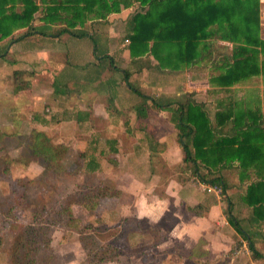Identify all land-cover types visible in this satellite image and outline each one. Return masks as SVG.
Returning a JSON list of instances; mask_svg holds the SVG:
<instances>
[{
  "label": "rangeland",
  "instance_id": "374dc122",
  "mask_svg": "<svg viewBox=\"0 0 264 264\" xmlns=\"http://www.w3.org/2000/svg\"><path fill=\"white\" fill-rule=\"evenodd\" d=\"M20 9L19 5L13 8L17 13ZM138 11L140 6L132 2L129 8H121L118 13L110 17L107 21L108 28L100 29L108 32L105 42L109 49L102 48L105 44L102 47L99 45V35L92 34L98 44L96 56L104 54L103 56L109 57V61L101 58L99 60H103V65L110 62V71L105 72L103 78H110L112 87L107 92L114 96L111 107L114 111L107 110V98L100 109L96 107L92 110L91 104L87 108V102H91L90 95L81 91H90L78 85L75 88L77 93L71 92L68 100L65 96L61 99L64 104L72 106L75 98L78 97L85 110L90 107L91 114L82 123L84 126L76 127L72 122L54 126L31 123L34 115L38 116V121L47 120L52 116L51 110L54 106L51 109L49 99L57 95L59 93L57 90L60 88L56 85L49 91L45 90L47 82L44 83V79L49 81L48 74L52 76L57 67H61L62 70V66H47L46 62L45 71L41 67L39 75L33 79L41 86L39 89L37 84L31 82V73H33L31 68H27V72L16 71V76L20 75L29 88L16 94L12 78V70L16 69L12 67L14 58L12 56L9 59L0 58V93L2 92L0 96V264L8 263L9 254L16 246L18 226H21V232L26 227L33 229L34 234L30 233V237L34 241L32 247L36 249L35 251L30 249V252L36 259L34 264H264V258L251 257L246 240L227 225L222 227L214 223L215 227L211 231L230 243V250L216 259L208 257L207 254L188 257L192 243L186 241L184 236L169 237L168 233L174 223L168 214L156 225H150V228L145 220L137 217V205L133 198L134 196L135 199L137 198V180L134 178V173H130L128 169L131 166L135 168L138 164V158L133 155L134 146H138L139 138L143 136L138 130L139 124H144L142 131L144 132L145 127L149 126L147 132L150 138L160 140L154 141V145L151 143V147L141 146L143 150L138 152L141 153L139 157H144L151 167L152 176L146 180L150 194L162 198L165 188L173 191L180 185L186 191L195 190L206 197L209 205L220 203V216L225 218L224 220L227 215L234 218L251 239L255 238L254 241L252 239L255 250L264 254L263 227L250 221V209L241 201L246 185L256 179L254 170H245L246 177L240 181L237 168L226 169L221 173L226 185L224 193L220 192L218 196H214L205 192L197 185L196 181L199 180H196L180 163L181 153L175 142L176 131L169 121L167 112L154 110L149 113L148 118L140 121L139 124H134L136 122L134 116L130 115L129 108L131 105L139 104L140 100L125 87L122 71L128 72V82L132 89L153 98L161 105L182 101L185 94L192 92L194 100L203 106L211 122L215 112H223L227 108H231L232 112L256 111L263 118L264 75L258 74L244 82L219 89L211 86L205 75L198 70L158 69L150 58H148L150 68L138 71L136 65L130 64L128 42L124 39L125 25L130 16ZM258 15L259 37L264 39V0H259ZM84 27L86 30L92 28L91 24H86ZM22 32H16L11 38L0 41V55L4 50L7 52L8 47L12 45L9 42L15 41ZM218 46L226 52L231 48L229 43ZM106 52L109 54L106 55ZM62 59L63 56L61 64ZM66 60L71 64V55L67 54ZM70 68L73 66L66 68L62 77L72 71L79 72ZM74 74L72 78H78L76 73ZM91 75V71L87 68L85 77L91 79ZM51 84H48L49 87ZM105 86V84L100 85L101 89ZM36 100H42L43 106L41 104L36 106ZM64 116H67V113H64ZM106 124L113 126L107 128ZM262 128H264L263 121ZM33 130L42 131L52 145L65 146L66 152L58 163L48 165L29 152V136ZM81 156L85 160L84 163ZM89 158L98 163V170L85 171L84 164ZM142 158L139 159L143 161ZM144 174L147 175L143 170L140 174L141 179ZM97 184L120 190L121 194L116 199L99 200L92 217L100 219L101 222L91 233L82 234L79 233L80 231L67 229L65 215L60 209L65 206L68 198L90 192ZM132 190H134L133 194ZM20 194H24L26 198L19 200ZM18 202H23V205L19 206ZM28 202L33 205L26 208L25 204ZM227 205L230 208L229 214H227ZM188 208L186 205L180 210L184 212ZM35 210L36 216H33ZM73 214L83 219L78 207L73 208ZM125 218L128 219L126 222ZM132 229L138 231V234L128 232ZM226 244L222 243L225 247ZM241 244L245 246L248 254L245 252L235 254V250H238ZM197 248L198 253L205 252L202 243ZM23 253L24 251H17L18 256Z\"/></svg>",
  "mask_w": 264,
  "mask_h": 264
},
{
  "label": "trees",
  "instance_id": "16d2710c",
  "mask_svg": "<svg viewBox=\"0 0 264 264\" xmlns=\"http://www.w3.org/2000/svg\"><path fill=\"white\" fill-rule=\"evenodd\" d=\"M47 1L51 6L44 9L41 19L44 23L53 24L58 20L57 11L62 12L63 15L59 20L65 27L60 32L74 38L86 36L84 31L73 30L76 26L75 22L79 21L81 25L85 16H90L93 20H101L106 15L118 13L121 8H129L132 2L138 3L140 11L132 14L127 21L124 38L128 42L130 64L136 65L138 71L150 68L148 59L150 58L158 69L198 70L205 75L211 86L219 89L244 82L258 74L264 75V39L259 37V0ZM16 5L21 6L18 13L13 10ZM36 10L35 0H0V41L8 38L17 29H25V31L15 41L32 33L34 29L30 26V22ZM15 41L11 40L9 43ZM220 41L231 45L229 52L218 46L216 42ZM92 52L96 57L97 50L94 45ZM9 55L4 50L0 58L9 59L11 57ZM101 59L109 61V57L106 56ZM108 64L110 66V62ZM12 71L15 93L27 91L28 84L22 81L20 75L16 76V71L19 70ZM122 73L125 87L140 100L133 112L135 119H144L148 112L154 110L167 112L169 121L176 131V144L181 152V163L200 183L218 187L223 194L226 185L221 173L224 170L237 168L240 181L246 177L245 170H254L256 179L246 185L241 201L250 209V221L262 225L264 241V128H262L264 117L261 118L256 111L232 112L231 108H227L223 112H215L211 122L203 106L194 100L192 92L185 94L182 101L161 105L153 98L132 89L128 82V72L122 71ZM111 107L112 102H107V110L113 112ZM79 115L77 114L75 118L79 119ZM37 117L34 115L31 123H38ZM54 117L56 116L52 114L49 119L39 122L56 124L59 120H55ZM67 118L68 116L63 115V119ZM29 137V152L48 165L58 163L66 152L65 146L52 145L40 130H33ZM81 157L84 163L85 160L83 156ZM84 169L86 172H94L99 169V165L89 158L84 164ZM120 194V190L97 184L90 192L68 198L65 206L60 209L66 218V228L80 231L79 233L82 234L91 233L101 222L100 219L92 217L99 200L116 199ZM18 197L19 200L26 198L24 194ZM22 203L18 202V205H23ZM30 205L33 204L28 202L25 207ZM75 207L81 210L83 219L73 214ZM196 210V207L190 209L195 215L198 214ZM227 211L229 214V205ZM32 214L36 216V210ZM127 220L125 218L124 221ZM226 222L246 240L252 258H264V254L255 250L251 237L240 228L234 218L227 215ZM20 227H16L18 233L15 238L16 246L9 254L7 264H34L36 259L30 252V249L33 251L36 249L32 247L34 241L30 237L33 229L26 227L21 232ZM128 232L138 234L134 229ZM200 244L201 242L198 241L188 257L206 256V252H197ZM17 251L24 253L18 256Z\"/></svg>",
  "mask_w": 264,
  "mask_h": 264
},
{
  "label": "crops",
  "instance_id": "0c3cea01",
  "mask_svg": "<svg viewBox=\"0 0 264 264\" xmlns=\"http://www.w3.org/2000/svg\"><path fill=\"white\" fill-rule=\"evenodd\" d=\"M47 0H35V4L37 6L36 12L33 14V20L30 22V26L34 29L32 33H29L25 38L22 40H19L18 42L11 43L7 49V53H9L13 58L14 61L12 64V67H15L17 70H22L23 72H27V68H31L33 73H31V82L32 84H37L38 89L41 87L39 86V83H35L33 79H36L39 75L40 69L42 67V70L45 71V66L47 62V66H62L57 67L56 72L51 74H48L50 77H47L49 81L44 79V83L47 82V86L45 90L49 91L51 90V87L57 85L61 90L57 95H54V97L49 99V106H54V109L51 110V113L55 115V120H59L58 124L69 122L74 123L76 127H79L80 125H83L85 119L90 117V107L89 109H86L83 107V105L78 101V97L75 98V102H73V105L64 104L61 99L65 96L68 100V96L71 92L77 93L78 91L75 89L77 88L76 85L80 86L81 88H85L87 91H81L85 92L86 95H90L91 102H87V108L88 106H92V110L94 108H101L103 107L104 100L107 98V102L114 101V96L110 95L107 91L112 87L110 78L104 77L105 72H109V65H103V60H99L104 55H97L95 57V54L92 52L93 45L96 47L98 45L93 37L92 34L99 35V45L101 47L104 45L105 50L109 49L107 46L105 40L107 39L108 32L107 30H100L101 28H108V20L110 17H112L114 14L106 15L101 20H93L90 16H85L83 19L82 24H79V21H76L75 29L73 30H80L84 31L86 36L83 38H74L69 36L66 33H61L60 30L65 27L62 21L59 20L60 16L63 15L62 12L57 11V20L53 24L44 23V21L41 19L43 16V11L47 6H51L47 3ZM37 18L35 19V17ZM63 18V17H62ZM91 24L92 28H89L86 30L84 25ZM260 27V26H259ZM85 30H84V29ZM19 31H25V29H18L16 31H13L11 35L8 38H11L16 32ZM22 32V33H23ZM7 38V39H8ZM90 38V39H89ZM260 39H262L260 37ZM263 40V39H262ZM1 43V42H0ZM218 44H224L225 42H217ZM9 45V43H8ZM63 46V47H61ZM107 46V48H106ZM112 47L111 45H109ZM7 47V46H6ZM77 48V49H76ZM70 50V51H69ZM77 50V51H76ZM97 50V49H96ZM69 51V52H68ZM97 53V52H96ZM68 55H71L72 63H68L66 60V57ZM109 53L106 52V55ZM57 55V56H55ZM63 56V62L60 63L61 58ZM69 58V57H68ZM92 58L93 60L90 61L89 59ZM73 66V68H70L71 70L77 69L79 72H69L66 73L65 76L62 77L63 71H65L66 68ZM89 68V71L92 73L91 79H87L86 76V70ZM61 70V71H60ZM78 78L74 79L72 78L73 75H75ZM51 84L49 87L48 84ZM42 84V83H41ZM105 84V88L101 89L100 85ZM66 90V91H65ZM58 91V90H57ZM51 92V91H50ZM2 93V92H1ZM0 93V96H1ZM112 94V92H111ZM76 95V94H75ZM60 98V100H59ZM44 103V102H43ZM42 100H36V106L42 105ZM107 105V104H106ZM134 109L135 106L131 105L129 108L130 115L132 114L134 116ZM47 111V110H46ZM85 111V112H84ZM56 113V114H55ZM62 113V117H61ZM64 113H67L68 118L63 119ZM69 113V115H68ZM77 114L79 115V119H76L75 116ZM131 115V116H132ZM149 112L146 114V118H148ZM136 120L134 117V120L136 123L139 124L140 121L144 120ZM138 122V123H137ZM42 126H54L56 124H42L38 121ZM36 123V125H40ZM138 127L139 131L142 132L143 136L142 138H139L140 141L138 146H134V153L137 159V166L134 168L133 166L129 167L128 170H130V173H134V178L137 180V198H134V202L137 205V213L138 218H141L145 220L148 224L147 225H156L161 221V219L165 215H169L170 218L173 220V227L169 231L168 235L169 237L173 235L174 237L178 236H184L186 241H189L192 243L191 247L189 248V252L191 249L197 244L198 241H200L203 246H205L204 250L207 253L208 257H211L212 259H216L220 255L226 253L231 248V244L228 243L223 237H219L217 234L212 233L211 229L214 228L215 225H222L229 226L227 224L225 218L220 216L219 209L220 203H217V205H209L207 203V198L200 195L195 190H184L180 185L177 186L173 191L170 188H165L163 190L164 197L157 198L154 195L150 194V189L147 187L146 180L152 176L151 174V167L148 165V161L144 160V157H139L141 153H138L140 150H143L140 148L141 146L148 145L151 147V143L154 145L155 142H159V139H156L152 137L150 138V134L147 132L149 129V126L145 127L144 132L143 127L144 124H139ZM110 126H113L112 124H106L107 128H111ZM141 127V128H140ZM154 128V126H152ZM79 129V128H77ZM152 140V142H151ZM176 142V137H175ZM178 146V145H177ZM179 148V147H178ZM180 150V149H179ZM181 153V152H180ZM181 155V154H180ZM139 158H142L143 161H141ZM181 161V157H180ZM181 163V162H180ZM182 164V163H181ZM146 172V174L143 175V179L140 178L141 172ZM130 186V185H128ZM130 189V188H129ZM245 190V189H244ZM131 191V190H130ZM134 190H132L133 194ZM244 194V191L242 192ZM186 203V204H185ZM188 205L187 211H181V208H185V206ZM196 207L198 214H194L190 211L191 208ZM126 218L133 217L125 216ZM230 228V226H229ZM174 232V234H172ZM176 233V234H175ZM253 241L255 238H252ZM251 239V241H252ZM217 241V243L215 242ZM190 243V244H191ZM222 243H227L226 247L222 245ZM253 244V243H252ZM254 247V245H253ZM238 253L245 252L248 254V251L245 249V246L243 244L238 246ZM236 249V248H235ZM243 250V251H242ZM234 252V251H233ZM189 255V253H188Z\"/></svg>",
  "mask_w": 264,
  "mask_h": 264
},
{
  "label": "built area",
  "instance_id": "2783aa9c",
  "mask_svg": "<svg viewBox=\"0 0 264 264\" xmlns=\"http://www.w3.org/2000/svg\"><path fill=\"white\" fill-rule=\"evenodd\" d=\"M198 182L197 185L202 188L205 192L207 193H212L214 196H218L220 191H219V188L218 187H215V186H209V185H206V184H203V183H200L199 181H196ZM239 251V250H238ZM236 251V252H238ZM243 251V250H242ZM235 252V254H237Z\"/></svg>",
  "mask_w": 264,
  "mask_h": 264
}]
</instances>
